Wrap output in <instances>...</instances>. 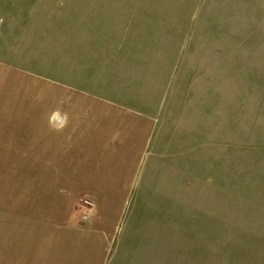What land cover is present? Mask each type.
Here are the masks:
<instances>
[{"label":"rangeland","instance_id":"374dc122","mask_svg":"<svg viewBox=\"0 0 264 264\" xmlns=\"http://www.w3.org/2000/svg\"><path fill=\"white\" fill-rule=\"evenodd\" d=\"M33 1L0 0V96L46 92L22 71L51 51ZM146 1L174 7L145 21L153 44L128 81L160 97L161 119L113 264H264V0ZM6 170L0 222L12 223L38 204Z\"/></svg>","mask_w":264,"mask_h":264},{"label":"crops","instance_id":"0c3cea01","mask_svg":"<svg viewBox=\"0 0 264 264\" xmlns=\"http://www.w3.org/2000/svg\"><path fill=\"white\" fill-rule=\"evenodd\" d=\"M33 2L47 21L41 33L51 51L46 68L36 67L33 58L32 70L22 71L46 92L0 96V169L3 177L7 169L17 198L21 193L38 207L16 209L14 222H0V264H113L117 257L109 250L133 199L143 194L161 119L160 97L128 79L140 75L135 65L153 44L145 21L174 6L146 0ZM153 47L158 53L163 44ZM145 81V88L153 86ZM80 197L93 203L92 215L76 211Z\"/></svg>","mask_w":264,"mask_h":264},{"label":"built area","instance_id":"2783aa9c","mask_svg":"<svg viewBox=\"0 0 264 264\" xmlns=\"http://www.w3.org/2000/svg\"><path fill=\"white\" fill-rule=\"evenodd\" d=\"M76 211L84 217H88L94 212L93 203L86 197H80L77 201Z\"/></svg>","mask_w":264,"mask_h":264}]
</instances>
